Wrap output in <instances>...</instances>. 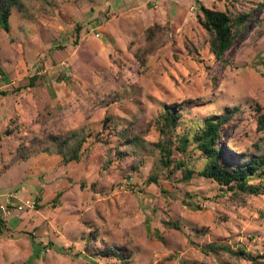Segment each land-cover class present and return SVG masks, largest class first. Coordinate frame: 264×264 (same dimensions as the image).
<instances>
[{"label":"rangeland","instance_id":"obj_1","mask_svg":"<svg viewBox=\"0 0 264 264\" xmlns=\"http://www.w3.org/2000/svg\"><path fill=\"white\" fill-rule=\"evenodd\" d=\"M22 2L10 32L0 28V202L35 208L2 217L0 264H256L205 252L212 243L244 248L264 264V195L236 196L199 174L186 181L177 162L204 166L194 145L183 152L175 143L167 169L159 152L127 148L118 133L158 142L168 104L190 101L178 137L239 107L223 142L263 155L264 0ZM202 4L251 14L222 60L200 23ZM153 26L156 45L142 64L136 54ZM106 118L118 131L106 129ZM83 127L106 140L87 146L80 162L62 165L38 145L20 157L34 138ZM109 247L120 256L102 255Z\"/></svg>","mask_w":264,"mask_h":264},{"label":"trees","instance_id":"obj_2","mask_svg":"<svg viewBox=\"0 0 264 264\" xmlns=\"http://www.w3.org/2000/svg\"><path fill=\"white\" fill-rule=\"evenodd\" d=\"M15 9L23 11L22 0H0V28L6 32L11 30L10 18ZM200 10L202 12V17L199 18L200 23L211 36V51L218 60H222L226 53L232 49L242 32L248 27L251 14L240 13L234 16L228 12L207 8L203 4L200 6ZM80 31L81 27H78L77 39ZM158 32V26L150 27L147 30L148 45L136 54L142 64L145 63L147 55L153 51ZM0 95H7V92H0ZM188 103L190 101L165 106L157 121L161 138L156 143L147 144L140 135L131 134L129 129L118 132L119 136L124 140L127 148L144 149L148 145L154 152H159L161 158L158 159V162L167 169L174 163L171 158L174 154L173 145L175 143H180L183 152L190 145H194L195 149L202 155L204 166L196 170L184 161L177 162L176 167L182 169L183 178L186 181L191 180L195 174H199L207 179L214 180L223 187H227L236 196L264 195V184L260 181L256 182L257 179L264 177V154L246 155L237 152L238 150L235 147L225 145L223 142L224 128L233 121L235 115L240 112V108H227L223 113L208 116L200 121L199 127L194 132L178 137V129L183 116L182 110ZM257 120L258 131L264 135V114H259ZM104 126L110 132L118 131L110 118L105 119ZM102 134H94L92 130L83 127L66 134H51L44 138H34L31 148L26 146L20 148V157L22 159L27 158L29 155L28 150L38 145L43 147L44 152H53L58 155L61 158L60 163L62 165L80 162L85 150L88 149L87 146L90 147L96 142L106 140ZM255 146L258 150H262V146L257 144ZM117 150H120V148H117ZM120 154L123 155V152ZM150 180L158 182L157 175L154 174ZM59 197L60 194L56 196L54 204L59 202ZM168 225L178 227L174 223ZM2 227L3 220L0 217V231ZM203 249L207 253L214 254L225 251L236 257H244L260 264L257 262V257L247 253L244 248L232 250L230 246L212 243L204 246ZM101 253L105 256H120L117 249L112 247L101 251ZM258 257L263 258L264 256Z\"/></svg>","mask_w":264,"mask_h":264},{"label":"built area","instance_id":"obj_3","mask_svg":"<svg viewBox=\"0 0 264 264\" xmlns=\"http://www.w3.org/2000/svg\"><path fill=\"white\" fill-rule=\"evenodd\" d=\"M26 208H35V202L30 200L20 203L8 204L0 202V217L7 218L14 212L23 211Z\"/></svg>","mask_w":264,"mask_h":264}]
</instances>
